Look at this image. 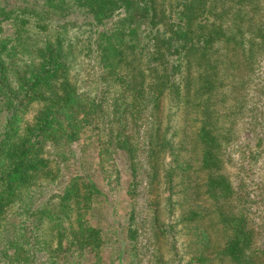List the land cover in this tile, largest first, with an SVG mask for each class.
Segmentation results:
<instances>
[{
    "label": "trees",
    "instance_id": "1",
    "mask_svg": "<svg viewBox=\"0 0 264 264\" xmlns=\"http://www.w3.org/2000/svg\"><path fill=\"white\" fill-rule=\"evenodd\" d=\"M260 68L264 0H0V264H114L89 217L118 154L117 264H264V183L229 154L238 124L264 140ZM86 131L95 163L71 165Z\"/></svg>",
    "mask_w": 264,
    "mask_h": 264
},
{
    "label": "rangeland",
    "instance_id": "2",
    "mask_svg": "<svg viewBox=\"0 0 264 264\" xmlns=\"http://www.w3.org/2000/svg\"><path fill=\"white\" fill-rule=\"evenodd\" d=\"M70 32V34H77V31L74 30H70ZM77 35L83 42L84 34L79 35L78 33ZM87 60L88 58H85L83 60L84 63H86ZM257 72L259 75V77L257 78V83L258 87H261L262 93L255 91L253 93V98L250 105H254L255 108L253 109V111L261 110L264 113V69L260 68ZM258 117L259 116L257 113L255 116V119L257 121L259 120ZM257 129H259L258 126H249L248 128H241V126L238 124V138L233 143L229 151L230 157L234 162L233 179L235 181L237 177H241L243 183L248 186V191L250 194H253V192L251 191L255 189L256 184L264 183V154H262L261 150L258 151V153L256 152V149L264 150V140H262L261 142H257V140L255 139V136L257 135ZM89 139V132L86 131L80 140L70 144V146L68 147L69 153L67 155L71 157L69 160L71 165L76 162L78 158L77 156L80 155L85 157V162L90 165V167H93V163H95V159L97 157L93 144ZM245 144H248V148H251V150L254 152V158L250 160V168L248 169L247 174L242 173L240 170L242 169L241 166L243 163L242 154H240V150H243V148H245ZM114 163L117 166L116 169L118 171V174L111 177H106L107 179L103 181L105 189L107 190L106 193L108 197L106 199L100 198L96 200L95 203H93L89 218L100 228L105 241L101 253L102 261L106 262L108 260L113 262L114 264H117V247L119 246L120 236L122 235L123 237V227L126 225L125 212L127 210L128 199L124 195L125 185L127 181L125 170L126 164L121 154L116 155ZM68 168L71 170L72 166H69ZM227 168L230 172L232 171L230 165H227ZM237 170L239 171L236 173ZM63 173L66 174L67 171ZM98 179H100L99 175ZM114 179H116V186H114L113 184ZM107 183H112V186H108ZM55 185L56 187H51V191L56 190L54 188L58 189L59 184ZM255 201L256 199L250 201V203H252V208L256 209L252 216V220L254 221L255 225L257 223H263L264 225V213H257L258 208H260V203H254ZM177 229L178 231L176 232V245L177 247H179L180 243L184 241L185 236L183 234V231L179 229L178 225ZM119 230L121 232L120 234H118ZM256 239L258 247H260V249L264 251V227L258 231ZM168 257L169 254L165 256L166 259ZM128 258L129 257L125 254L123 257L124 264H126L125 262L128 261ZM181 263L182 262H179L178 264ZM167 264L172 263L168 262Z\"/></svg>",
    "mask_w": 264,
    "mask_h": 264
}]
</instances>
